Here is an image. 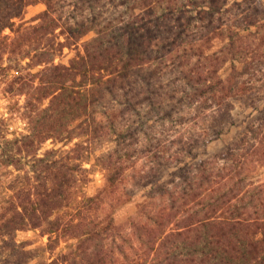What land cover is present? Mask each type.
I'll use <instances>...</instances> for the list:
<instances>
[{"label":"trees","instance_id":"16d2710c","mask_svg":"<svg viewBox=\"0 0 264 264\" xmlns=\"http://www.w3.org/2000/svg\"><path fill=\"white\" fill-rule=\"evenodd\" d=\"M228 3L0 0V264H264V0Z\"/></svg>","mask_w":264,"mask_h":264},{"label":"rangeland","instance_id":"374dc122","mask_svg":"<svg viewBox=\"0 0 264 264\" xmlns=\"http://www.w3.org/2000/svg\"><path fill=\"white\" fill-rule=\"evenodd\" d=\"M44 7H45V5L43 3H41V2L36 3V4H31V5L27 6V8L25 9V12H24V18L25 19L31 18L33 15L37 14L38 12H40ZM227 7H228V11H227L228 15H233L238 9L236 7V4H234V0H230V3L227 4ZM5 32H10V29L6 28ZM260 33H264V28L260 29ZM92 35H93V33L90 32L87 35H85L84 39H88ZM217 46H220V45L217 44ZM260 50H264V43H262V45L260 46ZM64 53L66 54L65 57H67L71 53V50L68 47H65L64 48ZM58 59L59 58H56V61ZM261 77H262V79H264L263 76H261ZM261 93L262 92H259V94H261ZM7 102H8L7 99H4V98L0 99V112H5L6 111L7 108L5 109L4 105ZM5 115H8V113H5ZM198 119H199V122H203V119H205V118L202 119V118L199 117ZM206 120H207V118H206ZM15 122H16L17 126H22L23 125V122L21 120H19V121L15 120ZM166 127L168 128V127H171V126L166 124L165 128ZM155 131H156L155 135L163 133L162 137H161L162 139H165L166 135L169 136L168 134H166L167 131L164 129V127H162L160 125L155 127ZM169 133H170V131H169ZM259 135H260V137H262L263 133L259 134ZM176 136H177V133H173V135L170 136V139L166 140V142L171 144V148L172 149H176L177 148V145H176L175 142H176V140L178 138H176ZM187 139L188 138H185V136H184V140H187ZM51 145H52L51 140L48 139L46 141L45 145L43 146V148L49 147ZM218 146H219V144L216 146L215 149H217ZM259 173L260 174L257 176V178H259L258 180L264 181V165H262L261 172H259ZM5 174H6V169L0 168V200L2 199L3 193L5 192ZM97 176H100V175H97ZM123 214H124V212L122 213V215ZM122 219H124V218H122ZM32 236H34V234H32L31 231H20L19 234H18V238H20L21 240L27 239V238L32 237ZM43 239H46V236Z\"/></svg>","mask_w":264,"mask_h":264}]
</instances>
